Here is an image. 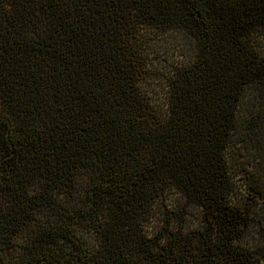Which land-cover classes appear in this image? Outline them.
<instances>
[{"label": "trees", "instance_id": "trees-1", "mask_svg": "<svg viewBox=\"0 0 264 264\" xmlns=\"http://www.w3.org/2000/svg\"><path fill=\"white\" fill-rule=\"evenodd\" d=\"M0 264H264V0H0Z\"/></svg>", "mask_w": 264, "mask_h": 264}]
</instances>
